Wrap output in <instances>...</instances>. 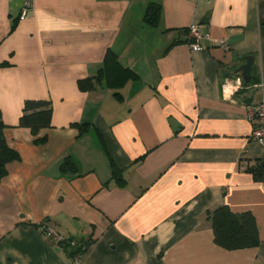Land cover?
<instances>
[{
	"label": "crops",
	"instance_id": "obj_1",
	"mask_svg": "<svg viewBox=\"0 0 264 264\" xmlns=\"http://www.w3.org/2000/svg\"><path fill=\"white\" fill-rule=\"evenodd\" d=\"M23 1L0 0V112L19 153L0 183V264H264V189L248 171L264 161L248 111L264 102V0H35L21 19ZM191 26L211 38L200 51ZM109 49L139 76L120 98L105 79L78 85ZM245 56L254 84L227 98ZM27 100L52 104L43 143L19 126ZM221 205L253 213L259 247L215 244ZM40 224L89 246L76 259Z\"/></svg>",
	"mask_w": 264,
	"mask_h": 264
},
{
	"label": "trees",
	"instance_id": "obj_2",
	"mask_svg": "<svg viewBox=\"0 0 264 264\" xmlns=\"http://www.w3.org/2000/svg\"><path fill=\"white\" fill-rule=\"evenodd\" d=\"M160 7L150 5L145 15V22L150 26L158 23ZM5 65V64H3ZM138 74L131 68L124 67L120 62L117 54L112 50H108L104 58L103 67L95 77L81 79L78 81L79 88L83 91L92 90L96 82L105 79L107 85L113 90L115 96H122L121 90L125 85L133 80L138 79ZM254 84L252 81L249 85ZM247 85V86H249ZM52 104L48 100H27L24 104L19 126L31 130L36 136V143H43L46 137H38L39 132L43 129L51 127L52 123ZM81 133H85L88 124H73ZM6 125L2 120L0 112V183L7 175V166L9 163L19 159V153L13 150L7 143L4 136ZM74 168L75 165L68 160L63 163L62 168ZM248 171L253 179L262 183L264 181V161H259L255 165L250 166ZM121 172L114 168L113 178H115L121 186L125 184V180L121 177ZM208 219L212 223L214 242L219 247L228 251H237L243 249L257 248L261 245L260 230L257 220L253 213L247 211L242 213H234L229 206L221 205L213 211L208 212ZM41 225V224H40ZM71 252L74 258L80 257L89 242H78L77 248H70L68 243H60Z\"/></svg>",
	"mask_w": 264,
	"mask_h": 264
},
{
	"label": "built area",
	"instance_id": "obj_3",
	"mask_svg": "<svg viewBox=\"0 0 264 264\" xmlns=\"http://www.w3.org/2000/svg\"><path fill=\"white\" fill-rule=\"evenodd\" d=\"M34 4H35V0L23 1V7L21 9V15H20L21 19H24L27 16L28 12H30V10L34 8ZM188 35H189V39L191 40V47L194 51H200L202 49L201 41L203 40L211 41L210 36L208 34H204L203 32H201L199 26H191L188 29ZM213 42L219 46L227 45V40L224 38L218 39ZM243 87H244V83L240 78L237 77L227 78L222 84V93L225 97L231 98L232 96H234L235 93H237ZM248 111H249L250 119L255 124L252 138L264 144V102L250 105L248 107ZM262 186L264 189V181L262 182ZM39 228L41 232L49 236L51 240H53L55 243L60 244L66 242L69 244V247L72 249L77 248L78 246V241L65 239L59 234H57L55 231H53L52 229L47 228V226H45L44 224H41Z\"/></svg>",
	"mask_w": 264,
	"mask_h": 264
},
{
	"label": "water",
	"instance_id": "obj_4",
	"mask_svg": "<svg viewBox=\"0 0 264 264\" xmlns=\"http://www.w3.org/2000/svg\"><path fill=\"white\" fill-rule=\"evenodd\" d=\"M242 61H244V63L233 69L232 74L236 77H239L243 81L244 85H249L252 80V71L255 57L245 56L242 58Z\"/></svg>",
	"mask_w": 264,
	"mask_h": 264
}]
</instances>
